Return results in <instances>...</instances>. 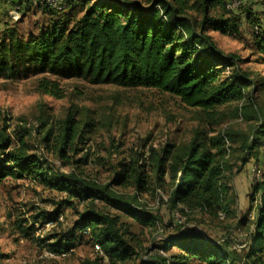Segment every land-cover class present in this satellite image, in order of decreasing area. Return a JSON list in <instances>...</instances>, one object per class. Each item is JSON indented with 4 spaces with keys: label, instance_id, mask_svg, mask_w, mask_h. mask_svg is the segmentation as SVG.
<instances>
[{
    "label": "trees",
    "instance_id": "obj_1",
    "mask_svg": "<svg viewBox=\"0 0 264 264\" xmlns=\"http://www.w3.org/2000/svg\"><path fill=\"white\" fill-rule=\"evenodd\" d=\"M229 2L99 0L91 3L69 0L65 9L54 10L40 7L34 0H20L24 12L36 7L48 21L37 35L26 40L17 37L15 29L2 36L0 79L23 81L48 75L59 80H81L92 86L152 89L178 99L186 108L197 110L204 123L216 127L227 119L223 110L227 106L246 104L235 110L239 116L247 106L253 107L257 88L243 71V60L221 52L206 32L213 30L240 38L247 31V28L243 30V24L247 23L254 31L250 35L253 54L264 65L261 19L244 6L235 13L228 9ZM75 5L84 8L80 18L63 14ZM39 91L57 99L64 98L57 81L42 80ZM255 113L260 125L241 143L239 167L230 162V153L236 149L227 132L210 137L207 132L199 131L184 147L151 148L145 153L147 158L143 153H136L107 183L85 175L81 169L67 172L53 169L38 155L30 154L23 142L19 148L12 149L10 136L2 130L0 182L7 177H32L45 187L66 195L54 213L37 217L45 223L56 224L62 207L72 209L77 217L72 227L63 230L64 234L47 238L44 249L56 256L69 253L88 238L94 247V259H86L82 264H126L133 259L140 260V264H190L192 260L203 264H264V177L257 185L260 197L252 229L247 233L250 243L244 254L230 239L209 241L201 234L183 232L165 240L159 251L142 254L130 225L112 212L118 210L143 224L151 223L153 219L142 213L140 193L146 191L149 183L146 179L151 180L147 172L152 170L159 188H169L166 199L160 191L162 196L158 198L174 214L185 217V223L193 213H208L218 218L219 214H230L233 204L230 183L264 146V114L259 117V112ZM78 114L77 110H70L55 136L57 147L53 150L63 160L64 167L71 166L67 152L78 154V146L85 143V136L90 133L87 129L90 125L81 119L77 121ZM45 120L46 117L42 120V128L48 127ZM54 130L51 127L46 131L43 142L48 144L47 148L54 139ZM84 158L87 160L88 156ZM82 162L85 161L75 165ZM132 185L133 194L117 190ZM252 199L255 200V194ZM246 220L248 217L240 222L241 226ZM185 223L176 229L181 231ZM159 229L158 226L156 233L162 237ZM95 246L100 251H95ZM171 247L179 254L169 255ZM148 254L151 256L143 261L142 256Z\"/></svg>",
    "mask_w": 264,
    "mask_h": 264
},
{
    "label": "rangeland",
    "instance_id": "obj_2",
    "mask_svg": "<svg viewBox=\"0 0 264 264\" xmlns=\"http://www.w3.org/2000/svg\"><path fill=\"white\" fill-rule=\"evenodd\" d=\"M88 1L94 3L99 0ZM238 1L242 2L241 6L244 8L255 12L261 23H264V0ZM19 3L20 0H0V39L6 32L15 29L16 36L26 40L37 35L40 27L46 25L48 18L39 9L32 7L29 12H24V5L20 6ZM238 8L235 13L240 12ZM63 12L70 18H80L84 8L75 5ZM245 28L247 31L240 38L224 36L213 30L206 32L221 52L236 55L243 60L241 67L257 88L253 107L247 106L239 116L235 110L246 104L227 106L223 109L227 119L216 127L211 128L204 123L197 110L186 108L178 99L156 90L92 86L81 80H59L53 76L39 75L23 81L0 79V132L6 130L12 141V149L19 148L23 142L30 154L38 155L53 169L64 172L73 168L81 169L85 175L101 183L110 181L114 173L122 170L136 153L145 154L151 148L161 150L167 145L184 147L199 131L207 132L210 137L227 132L234 140L236 149L230 153V162L239 167L241 143L260 125L255 112H259V117L264 114V65L253 54V39L250 36L253 29L247 23L243 24V30ZM44 79L57 81L64 98L57 99L39 91V84ZM70 110L78 111L77 121L81 119L90 125L87 128L90 133L85 136V143L78 146V154L67 152L66 157H69L71 166L64 167L63 160L53 149L57 147L55 136L58 127ZM45 117L48 127L42 128ZM51 127L55 129L54 139H51L50 148H47L48 144L43 140ZM212 129L215 133H210ZM258 131L259 129L257 133ZM85 156H88L87 160H83ZM147 157L148 154H145V158ZM79 161L85 162L75 165ZM257 172L260 177H264V146L260 148L258 156L233 177L230 183V199L233 201L230 214H219V218L208 213H193L189 214L188 223H185V217L174 214L158 198L160 191L161 196L166 199L169 188H159L152 170L147 172L151 180L146 179L149 182L146 191L140 193L142 213L153 219L150 220L151 223L143 224L118 210L112 212L130 225L142 254L159 251L165 240L173 239L182 232L201 234L209 241L222 242L230 239L236 244V249L244 254L250 243L247 233L252 229L260 197ZM31 178L7 177L0 182V264H82L86 259H94V247L88 238H84L75 249L65 255L56 258L44 256L47 238L54 234H64L77 217L72 209L62 207L58 223L37 220L43 213H54L58 209L57 204L66 195ZM117 190L125 194L135 193L134 185ZM253 194L255 200L252 199ZM179 216L182 218L180 223L176 219ZM246 217V224L241 226L240 222ZM184 223L186 226L181 231L176 229ZM158 226L159 231L163 232L162 237L156 233ZM176 254H179L178 250L171 247L169 255ZM145 256H142L143 260ZM140 262L133 259L126 264ZM190 264L203 263L192 260Z\"/></svg>",
    "mask_w": 264,
    "mask_h": 264
},
{
    "label": "built area",
    "instance_id": "obj_3",
    "mask_svg": "<svg viewBox=\"0 0 264 264\" xmlns=\"http://www.w3.org/2000/svg\"><path fill=\"white\" fill-rule=\"evenodd\" d=\"M5 1V0H4ZM66 0H34V3L40 7H47L50 9H54V10H62L66 8ZM242 5L241 1L238 0H234L232 2H229L228 4V9L235 11L238 7H240ZM257 180L258 182H262V177H260V174L257 172ZM177 215V214H176ZM222 216V215H221ZM176 219L178 220V222L180 223L181 221V217L179 216L178 218L176 217ZM95 251H100L98 246H95ZM44 256L46 258H56L57 256L54 255L53 253L49 252L48 250H46L44 252ZM151 256V254H148L144 257L143 261H146L147 258H149ZM143 259V258H142Z\"/></svg>",
    "mask_w": 264,
    "mask_h": 264
},
{
    "label": "crops",
    "instance_id": "obj_4",
    "mask_svg": "<svg viewBox=\"0 0 264 264\" xmlns=\"http://www.w3.org/2000/svg\"><path fill=\"white\" fill-rule=\"evenodd\" d=\"M255 13V12H254ZM263 21V20H262ZM264 22V21H263ZM264 24V23H263Z\"/></svg>",
    "mask_w": 264,
    "mask_h": 264
}]
</instances>
